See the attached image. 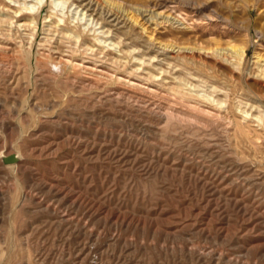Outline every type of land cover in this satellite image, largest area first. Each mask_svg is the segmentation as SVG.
Wrapping results in <instances>:
<instances>
[{
	"label": "rangeland",
	"instance_id": "374dc122",
	"mask_svg": "<svg viewBox=\"0 0 264 264\" xmlns=\"http://www.w3.org/2000/svg\"><path fill=\"white\" fill-rule=\"evenodd\" d=\"M0 264H264V0H0Z\"/></svg>",
	"mask_w": 264,
	"mask_h": 264
},
{
	"label": "bare ground",
	"instance_id": "6f19581e",
	"mask_svg": "<svg viewBox=\"0 0 264 264\" xmlns=\"http://www.w3.org/2000/svg\"><path fill=\"white\" fill-rule=\"evenodd\" d=\"M31 9L33 10V8H34V6L33 5H31ZM38 10H39V7H38V9L36 10V13L38 12ZM171 16V15H170ZM11 158V157H10Z\"/></svg>",
	"mask_w": 264,
	"mask_h": 264
},
{
	"label": "water",
	"instance_id": "95a60500",
	"mask_svg": "<svg viewBox=\"0 0 264 264\" xmlns=\"http://www.w3.org/2000/svg\"><path fill=\"white\" fill-rule=\"evenodd\" d=\"M12 158V157H11ZM11 158H9V159H11Z\"/></svg>",
	"mask_w": 264,
	"mask_h": 264
}]
</instances>
